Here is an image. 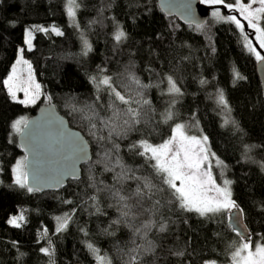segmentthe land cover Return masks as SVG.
<instances>
[{
    "label": "trees",
    "instance_id": "16d2710c",
    "mask_svg": "<svg viewBox=\"0 0 264 264\" xmlns=\"http://www.w3.org/2000/svg\"><path fill=\"white\" fill-rule=\"evenodd\" d=\"M79 3L74 24L66 14V0H0V264H50V259L54 264H97L89 243L111 264H125L128 249L135 246L133 239L136 244L151 242L155 246L154 256L145 258L148 264L153 260L154 264L230 263L233 249L229 245L239 238L231 230L228 212L200 217L169 203L167 191H157L151 200L142 201L149 211L128 218L129 227L112 193L119 191L130 197L138 183L120 176L122 168L117 159L136 176L148 177L161 187L144 158L130 152L128 145L139 139L158 144L169 136L174 123H184L187 131L199 129L208 137L211 153L223 162L232 181V198L243 210L253 241L264 237V101L257 61L244 47V34L235 24L212 16L202 30H197L166 16L158 0ZM230 12L238 15L237 10ZM52 25L64 34L34 32L29 51L24 43L26 30ZM118 28L126 33L120 42L114 39ZM246 34L249 36L248 31ZM84 40L91 45L87 55L83 54ZM20 48L32 62L43 94L51 97L47 102H54L92 146L93 158L83 166L82 178L69 181L58 191L29 193L14 183L13 166L24 154L11 125L21 117H31L41 104L13 101L3 84ZM129 72L150 87L138 89L128 80ZM234 72L244 79L236 80ZM103 75L113 77L126 95L140 99L137 92H142V98L151 102L143 106L139 130L124 138L108 140V129L93 117V112L104 119L111 115L107 90L98 92L91 80ZM167 76L176 80L180 95L167 93ZM221 91L227 109L217 103ZM97 95L101 97L99 103L95 102ZM173 99L174 118L164 123ZM226 118L235 123L225 125ZM91 123L96 129H91ZM113 143L119 144L118 151L112 150ZM155 200L161 204L153 209ZM127 202L134 205L136 201L130 198ZM72 209L76 211L68 228L55 232V218ZM21 211L26 221L22 227L9 225L8 219ZM117 219L121 223L114 224ZM162 223L166 224L163 232L159 231ZM144 224H149L147 230ZM133 228H140V234L133 237ZM49 241L54 249L51 258L40 252L42 247H49ZM176 252L183 255H173Z\"/></svg>",
    "mask_w": 264,
    "mask_h": 264
},
{
    "label": "snow or ice",
    "instance_id": "6c2138e0",
    "mask_svg": "<svg viewBox=\"0 0 264 264\" xmlns=\"http://www.w3.org/2000/svg\"><path fill=\"white\" fill-rule=\"evenodd\" d=\"M201 3L210 5H223L230 10H238L239 16L247 22V26L255 31V38L258 42L259 48L264 49V27L261 26V21H264V0H248L244 3L243 0H234V3L226 4L225 0H201ZM255 5V7H254ZM179 8L190 10V4L181 2ZM66 14L71 18L75 24V18L77 10L80 8L79 0H66ZM177 7L176 0H160V8L162 11L171 12ZM102 11V9H101ZM212 16L218 21H225L240 29L241 33L244 32L245 25L241 22V19L235 15H222L219 8L212 12ZM79 26L78 24L76 25ZM197 30L203 29L202 23H196ZM52 32L57 36H62L64 33L55 25L51 27L34 26L26 31L24 43L27 45L29 51L33 48L34 32ZM126 38V33L119 29L114 34V39L120 42ZM83 54L87 55L91 51V45L87 40H84ZM244 47L248 52L254 55L258 63L264 64V55L261 51L257 50V47L253 45L252 41L247 36L244 37ZM25 49L20 48L18 59L12 65L9 75L3 80V84L7 90L9 97L13 101H17L20 104L31 105L35 104L41 96V85L35 81L34 73L32 71L31 63L24 59L23 53ZM20 65H27L26 69H21ZM26 70L27 78L21 76V72ZM236 80L244 79L239 72H234ZM128 80L137 86L138 89H145L150 85L142 84L140 79L133 73H128ZM167 93L173 97L181 94V89L178 87L176 80L172 76H167ZM93 84L96 85L97 91L101 88L107 90V94L111 99V103L108 104V109L111 110V115L107 119L99 117V114L93 112V117L100 120L102 126L108 129V140H112L115 136L117 138H124L131 131H138V125L141 124V113L143 106L149 105V100L142 98V92H137V96L140 99L132 95H126L124 92L118 89L113 82V77L103 75L99 79L96 76L91 77ZM205 83V81H201ZM23 92L24 99L17 100V93ZM49 101L51 97H48ZM101 97L97 95L95 102L99 103ZM176 101L173 99L170 102V107L166 111L163 117V122L173 120L174 113L171 107H174ZM217 103L223 108H228V102L224 97L223 92H219L217 97ZM120 105L124 107L121 108ZM135 105V106H133ZM230 111V110H229ZM89 119H92L90 117ZM56 134L60 137L68 146L69 152L63 157L60 166L54 170L48 172H42L40 170L31 171V179L29 172L28 158L24 157L16 161L12 171L15 175L14 183L22 189H26L27 192H39L44 187H59L63 185L66 178L75 177L77 175L76 165L80 161L88 159V145L78 136L70 134L63 129L62 122L56 123ZM234 121L225 119L224 124H234ZM13 131L16 134L22 135L27 141L29 150L36 152L39 149V141L32 135V125L26 119L21 117L15 120L11 125ZM91 129H96V124H90ZM187 125L184 123H174L171 127L169 136L162 140L158 144L151 143L148 139H139L128 145V149L134 155L144 158L145 164L152 170L155 176L159 179L161 187L157 188L148 177L136 176L133 169L126 168L120 164L119 159L116 163L121 166L122 171L120 176L126 179L136 180L137 187L129 196L120 195L119 191L112 193L118 203L121 204L120 216L123 218L125 224L131 227L128 218L131 216L133 219L144 211H149L143 207L142 201L145 199L151 200V197L155 195L157 191H167L171 196L169 203H172L180 210L189 213H196L200 217H208L217 213L228 212L231 213L233 209H239V205L232 198L231 183L232 181L225 179L223 185L218 184L216 178L212 172V166L210 156H215L214 153H210L208 147V137L206 135L196 136L189 135L186 131ZM95 135V132H93ZM104 139V137H100ZM119 144L113 143L112 150L118 151ZM217 166H222L223 162L218 158L216 159ZM264 167V165H262ZM133 173L131 176L127 173ZM130 198H135V204L130 205L127 201ZM95 201V197H92ZM65 203H71V201H65ZM160 200H155L152 203V208L156 209L160 206ZM100 211L99 208L96 209ZM75 209L65 213L63 216H57L55 232L60 233L68 228ZM242 213L243 210L239 209ZM25 217L21 211L18 215L10 217L7 221L9 225L16 228L22 227L25 223ZM229 222L231 230L239 238L238 242L233 241L229 245L233 250L230 252V264H264V237H261L256 242L253 241L251 234L245 235L247 231H241V225L239 219L235 220L230 215ZM114 224L121 223L120 219L113 221ZM144 229L149 228V224L143 225ZM166 229V224H161L159 231L163 232ZM84 231V229H81ZM133 237L140 234V228H133ZM47 233V229H44V234ZM146 235V232H145ZM134 247L128 249L126 255L128 256L125 264H148L145 259L150 254L154 256L155 246L148 242L147 245L136 244L135 239L132 240ZM88 249L96 254L97 264H111L110 260L99 255V250L96 249L93 244L87 245ZM40 252L49 256L50 258L54 254V249L51 247L49 241V247H42ZM173 255L182 256L183 252H176ZM50 264H54V261L50 259ZM154 264V260L152 262ZM205 264H216V261H206Z\"/></svg>",
    "mask_w": 264,
    "mask_h": 264
},
{
    "label": "water",
    "instance_id": "95a60500",
    "mask_svg": "<svg viewBox=\"0 0 264 264\" xmlns=\"http://www.w3.org/2000/svg\"><path fill=\"white\" fill-rule=\"evenodd\" d=\"M181 2H186L190 4V10H185L179 8ZM177 7L169 14L168 12L162 11L168 17L177 18L182 24L195 26L196 23H202L203 26L206 25L210 19L211 12L214 9H221L229 15L235 13L230 12V10L223 5H210L201 3V0H176ZM158 5L160 8V0H158ZM161 9V8H160ZM238 18L240 16L236 15ZM246 31L249 33L250 40L253 45L257 47V50L261 51V54L264 55V49H260L258 42L255 38V33L246 25ZM257 74L260 79L262 87V96L264 101V64L257 62ZM32 125V135L39 141V149L36 152L29 150L27 146V141L22 135L18 134V144L20 151L25 154L29 162V172L31 179L32 170H40L42 172H48L58 168L63 160V157L66 156L69 152L67 144L57 136L55 124L62 122L63 129L75 136L83 139L88 145V159L80 161L76 165L77 175L75 177L66 178L63 185L59 187H44L41 192L45 191H58L62 187L66 186L71 180H80L83 174V166L89 163L93 158L92 146L83 134V132L75 127H72L69 119L58 109L54 102L41 103L36 112L27 119ZM233 219H239L241 225V231L246 229L245 235L249 234L248 227L244 220V214L241 213L239 209L234 210L230 214ZM229 215V216H230ZM230 224V222H229Z\"/></svg>",
    "mask_w": 264,
    "mask_h": 264
},
{
    "label": "rangeland",
    "instance_id": "374dc122",
    "mask_svg": "<svg viewBox=\"0 0 264 264\" xmlns=\"http://www.w3.org/2000/svg\"><path fill=\"white\" fill-rule=\"evenodd\" d=\"M243 2L244 3H247L248 2V0H243ZM254 7H255V5H254ZM215 10V9H214ZM214 10H212V12L214 11ZM221 11V14L222 15H225V16H227V15H229V14H227L226 12H224L223 10H220ZM212 12H211V16H212ZM237 12H238V16H239V11L237 10ZM234 15V14H233ZM236 16V15H235ZM213 17V16H212ZM238 18V17H237ZM239 19H241V22L245 25V27H246V25H247V22L246 21H244L243 20V18L242 17H240ZM262 22V21H261ZM28 29H30V28H28ZM27 29V30H28ZM251 29V28H250ZM26 30V31H27ZM253 31H254V29H252ZM254 33H255V31H254ZM243 34H244V36H247L248 37V39H250L249 38V36L246 34V29L244 28V32H243ZM25 35H26V33H25ZM20 55V53H18V56ZM24 56V55H23ZM18 59V58H17ZM24 59L25 60H27V61H29L30 63H31V66H32V71H33V73H34V78H35V81L37 82V83H39L40 85H41V96H40V98L36 101V103L35 104H31V105H36V104H38V103H43V102H47L49 99H48V95L47 94H43V90H42V88H43V85H42V83L38 80V77H37V75H36V72H35V69H34V66H33V64H32V62L29 60V59H27L25 56H24ZM16 62V61H15ZM21 69H26L27 68V65H20L19 66ZM27 75H28V73H27V71L26 70H24V71H22L21 72V76L23 77V78H27ZM44 89V88H43ZM48 93V92H47ZM22 99H24V94H23V92H18L17 93V100H22ZM23 118H26L27 119V117L26 116H24ZM20 119V118H19ZM188 130V129H187ZM186 130V131H187ZM187 133L189 134V135H196V136H201V135H203L202 134V132L199 130V129H197V131H193V132H190V131H187ZM210 150V149H209ZM210 153H211V151H210ZM24 157H26L25 156V154H24V156H21L20 158H18L17 160H19V159H23ZM216 157H214V156H210V161H211V166H212V172H213V175H214V177L216 178V181H217V183L218 184H221V185H223V181L225 180V179H227V180H230L227 176H226V173H225V168H224V164H222V166H217V164H216ZM16 160V161H17ZM16 163V162H15ZM15 165V164H14ZM14 167V166H13ZM13 176H14V180H15V175H14V173H13ZM231 187V186H230ZM234 210V209H233ZM232 210V211H233ZM228 264H230V263H228Z\"/></svg>",
    "mask_w": 264,
    "mask_h": 264
},
{
    "label": "bare ground",
    "instance_id": "6f19581e",
    "mask_svg": "<svg viewBox=\"0 0 264 264\" xmlns=\"http://www.w3.org/2000/svg\"><path fill=\"white\" fill-rule=\"evenodd\" d=\"M234 210H237V209H234ZM234 210H233V211H234ZM230 214H231V213H229V215H230ZM228 218H229V216H228ZM245 223H246V222H245ZM246 225H247V224H246ZM247 227H248V226H247ZM248 230H249V228H248ZM249 234H251V233H250V230H249ZM251 237H252V235H251ZM252 239H253V238H252Z\"/></svg>",
    "mask_w": 264,
    "mask_h": 264
},
{
    "label": "flooded vegetation",
    "instance_id": "af4514ba",
    "mask_svg": "<svg viewBox=\"0 0 264 264\" xmlns=\"http://www.w3.org/2000/svg\"><path fill=\"white\" fill-rule=\"evenodd\" d=\"M245 29H246V27H245Z\"/></svg>",
    "mask_w": 264,
    "mask_h": 264
}]
</instances>
